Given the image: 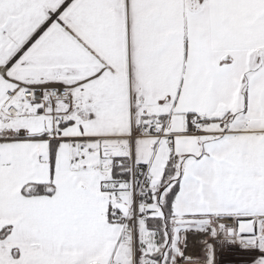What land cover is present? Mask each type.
<instances>
[{"label": "snow or ice", "instance_id": "6c2138e0", "mask_svg": "<svg viewBox=\"0 0 264 264\" xmlns=\"http://www.w3.org/2000/svg\"><path fill=\"white\" fill-rule=\"evenodd\" d=\"M0 264H264V0H0Z\"/></svg>", "mask_w": 264, "mask_h": 264}]
</instances>
